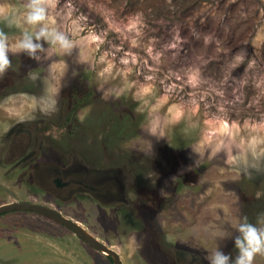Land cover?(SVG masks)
<instances>
[{"label": "rangeland", "instance_id": "1", "mask_svg": "<svg viewBox=\"0 0 264 264\" xmlns=\"http://www.w3.org/2000/svg\"><path fill=\"white\" fill-rule=\"evenodd\" d=\"M29 2L0 0L9 47L41 25L72 47L45 43L39 60L27 50L8 53L0 75V204L56 202L59 188L49 182L51 195L44 194L37 171L39 193L7 172L22 151L12 147L15 132L44 139L49 132L57 156L121 170L130 201L121 212L90 191L54 205L115 249L122 264H161L150 250L160 233L185 254L181 264L187 255L214 264L217 253L236 264L240 226L251 216L264 230V0H43L46 20L38 25L24 19ZM49 86L60 89L58 110L45 115L39 104ZM73 86L92 94L69 120ZM115 103L127 105L121 121L102 114ZM140 198L143 206L133 209ZM112 263L49 218L26 210L0 216V264ZM252 264H264V248Z\"/></svg>", "mask_w": 264, "mask_h": 264}, {"label": "flooded vegetation", "instance_id": "2", "mask_svg": "<svg viewBox=\"0 0 264 264\" xmlns=\"http://www.w3.org/2000/svg\"><path fill=\"white\" fill-rule=\"evenodd\" d=\"M15 133H16V135H15L14 139L11 140L12 147L14 149V144H15V146L17 148H21L23 152L21 151V152L17 153V156L15 157L16 161L12 165L8 166L7 172L12 171L15 175H16V173H19V177L21 179L30 181L32 184L34 183L33 186H35L34 189L36 190V191L33 190L34 193H39L40 189H41V191L44 194H50L46 190L45 184L49 185V182H51V183L53 182L55 189L57 191V188H59L57 186V179L59 178L64 182L63 183L64 186L58 189L59 195L58 196L56 195V197L54 196V199L56 202H52V201L49 202V201H44V200L43 201L42 200H37V201L28 200V201L50 206V207L54 208L55 210H58L59 212L63 213L64 215H66V216L74 219L75 221L81 223V221L77 220L76 218L69 216L68 214H65L64 212H62V210L57 208V206L54 205V203L60 205V202L61 203L69 202V201H72L74 199H77L79 196L80 197H85V196L91 197L92 194H90L88 192V187H87V183L91 180L90 174H92V172L95 168H97V170H100V169L106 168L109 165H105V164L102 165L103 163H101V161H97L96 158L84 159L82 156H81L82 157L81 158L78 156L73 157L72 155H70V157L67 158V157H63L60 153H58V156H57V152L53 153L54 147L49 145L50 142L52 141V138L50 137L49 132L46 133L47 134L45 136L46 139L43 138V135L41 133L31 131L30 129H22L21 131H18ZM20 135H22V139H21ZM45 141H46V143H45ZM44 152H48L50 154L53 153V155H54L53 159L44 157L43 156V154H45ZM10 154H12V157L16 155L13 153V151L12 152L10 151ZM79 155H81V153ZM80 160H82V161L80 162ZM70 165L75 166L77 169H75V172L72 173L69 177H67L65 174H63L61 172V168L66 169ZM36 171L40 174V176L42 175L41 176L42 179L39 181L44 183V184H42L43 187H41V188L40 187L36 188L35 177L33 178V176L35 174H37ZM46 173H49V174L46 175ZM30 188H32V187L30 186ZM94 194L98 195V193L96 191L94 192ZM94 201H96V200H94ZM149 201L152 202L151 198L148 199V202ZM129 203H130V201H127V200L116 202L115 205H117V211L118 212L122 211V209H123L122 205L125 207H129ZM109 204H112V203H109ZM109 204H107V205H109ZM137 204L140 207L143 206V201L141 198L137 201V203H133V205H134L133 209L139 207ZM144 206H147V202H145ZM26 211L33 212V213L39 214L43 217L49 218L50 220L54 221L56 224L62 225L63 227H65L66 229L71 231L78 239L82 240L69 227L53 220L52 218H50L44 214L35 212V211H30V210H26ZM5 213H8V212H5ZM5 213L0 214V216L5 214ZM128 216H129V214H128ZM81 224H83V223H81ZM157 240H158V242H157L156 246L150 249L151 251L156 250L157 253H159V255L157 254V256L159 257V260L157 257H155L157 259V261L161 262V264H181L180 262L183 261L182 255H185V254L180 253L182 251V250L178 249L180 247L176 243H174L172 240H169L168 238L164 237L163 233H160L159 236H157ZM82 242L87 244L83 240H82ZM87 245H89V244H87ZM89 246L92 249L96 250L91 245H89ZM181 249H183V248H181ZM184 251H188L189 252L188 254H190V252L191 253L193 252L192 255H194V253H195V251L193 249H190L188 247H186L184 249ZM98 252H100V251H98ZM177 252H179V253H177ZM106 257L113 262L112 257H109L107 255H106ZM187 257H188V260H187V262H185V264H204L203 260L191 259L190 255H187ZM148 262L153 264L152 262H150V260Z\"/></svg>", "mask_w": 264, "mask_h": 264}, {"label": "clouds", "instance_id": "3", "mask_svg": "<svg viewBox=\"0 0 264 264\" xmlns=\"http://www.w3.org/2000/svg\"><path fill=\"white\" fill-rule=\"evenodd\" d=\"M27 14L24 17L25 21L29 25H38L46 20V7L43 0H30L26 5ZM12 21H9L11 25ZM135 27V25H133ZM33 39L38 41L33 42ZM49 45L59 44L62 48L68 49L72 47L71 41L63 33H59L56 30L47 28L46 25H41L34 33L24 32L23 39H21L14 48H10L7 43V36L0 31V75H3L10 67V60L8 58L9 51H23L27 50L30 56L39 60L40 57L36 56L37 50L44 51V44ZM149 51H151L149 49ZM123 63L127 64L128 61L124 60ZM35 79V77H32ZM150 78V77H149ZM60 89L57 87L49 86L46 92L51 95L46 98L42 97V102L39 104V110L42 114L48 115L56 112L57 100L54 99L59 94ZM79 119L83 121L84 116H79ZM7 131V127H5ZM154 133V130H152ZM239 231L243 234L242 239L235 241L236 247L242 253V257L237 259L236 264H252L253 255L258 253L264 248V230H259L251 224H244L240 226ZM131 244H135V238L132 239ZM229 257L220 255L217 253L214 257V264H228Z\"/></svg>", "mask_w": 264, "mask_h": 264}, {"label": "water", "instance_id": "4", "mask_svg": "<svg viewBox=\"0 0 264 264\" xmlns=\"http://www.w3.org/2000/svg\"><path fill=\"white\" fill-rule=\"evenodd\" d=\"M75 169H77L75 166L70 165L66 169L61 168V172L69 177L75 172ZM102 170L103 169L94 171L98 179L94 178L93 175L91 176V180L87 183L88 191L92 192L93 194L96 191L98 195H94H96L98 199L106 201L105 204L126 200V198L122 196L124 195L123 193L125 190H127L126 184L120 179L118 175L119 171L121 170ZM63 183L64 182L61 179H57V186L59 188L64 186ZM13 210H30L44 214L53 220L69 227L79 238L91 245L97 251L112 257L113 264H122V259L115 249H113L104 241L100 240L99 237L94 235L81 223L50 206L31 201H12L0 204V214Z\"/></svg>", "mask_w": 264, "mask_h": 264}, {"label": "trees", "instance_id": "5", "mask_svg": "<svg viewBox=\"0 0 264 264\" xmlns=\"http://www.w3.org/2000/svg\"><path fill=\"white\" fill-rule=\"evenodd\" d=\"M71 90H72V92H71L72 96L70 97V100H69L70 112L67 114V117H66L69 120H71L73 114L75 113V111H77V109H79L80 107H82L83 105H85L89 102L90 96L92 94V91L90 89H86L83 92H79V88L75 87V86H73ZM121 104L122 103L109 104L108 107L102 112L103 116H105V117L110 116V118L118 116L119 121H121V115H120L121 111L127 110L126 109L127 105H125L123 108H121L119 110ZM122 115H123V113H122ZM123 118L124 117L122 116V119ZM123 120H125V119H123ZM122 124L124 125L125 123L123 122ZM166 159H168V158H166ZM252 177L255 178L254 175ZM263 197H264V194H263ZM256 202L260 203L259 201H256ZM247 204L251 205L254 203L247 202ZM256 206H259V205H256ZM251 219H252V217L250 216L245 221V224L246 223L250 224Z\"/></svg>", "mask_w": 264, "mask_h": 264}]
</instances>
